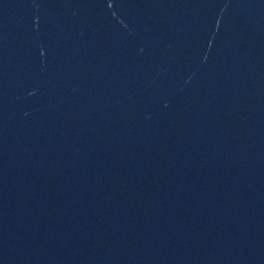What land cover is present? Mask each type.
<instances>
[{
	"label": "water",
	"instance_id": "water-1",
	"mask_svg": "<svg viewBox=\"0 0 264 264\" xmlns=\"http://www.w3.org/2000/svg\"><path fill=\"white\" fill-rule=\"evenodd\" d=\"M0 264H264V0H0Z\"/></svg>",
	"mask_w": 264,
	"mask_h": 264
}]
</instances>
